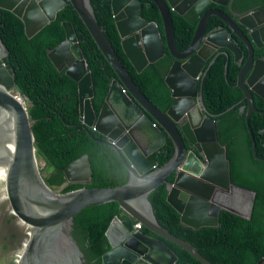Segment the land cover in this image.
<instances>
[{
  "label": "water",
  "instance_id": "obj_1",
  "mask_svg": "<svg viewBox=\"0 0 264 264\" xmlns=\"http://www.w3.org/2000/svg\"><path fill=\"white\" fill-rule=\"evenodd\" d=\"M152 1L161 17L164 42L157 24L139 16V0H110V4L122 51L137 72L161 58L165 48L173 57L164 78L173 100L165 111L133 82L98 25L89 0H0L1 9L21 19L28 38L53 21L67 2L71 4L116 74L97 115L90 102L91 76L71 22L62 23L65 38L48 50L47 56L58 71L64 69L76 81L79 116L84 126L95 127L104 137L100 141L117 152L129 173L122 185L86 187L92 172L83 155L71 161L63 174L65 183L84 186L56 193L39 172L32 121L25 106L0 89V264L24 226L29 229V237L17 264H84L83 253L71 233L73 218L85 207L111 201L118 202L125 217H114L105 231L110 249L101 256L102 264L175 262V254L163 242L133 227L136 222L179 245L202 264H213L192 244L157 222L148 197L160 184H165L166 200L179 213L180 222L191 228L216 226L220 210L250 218L255 193L230 181L226 149L219 143L214 116L204 108L199 76L204 74L208 58L220 49L242 63L236 85L247 101L241 113L245 111L252 154L256 157L249 118L256 111L253 93L264 100L260 90H264V51L255 56L264 49V5L247 13L228 14L220 7L230 9L229 0ZM211 3L216 6L209 7ZM172 11L194 25L191 42L183 51L175 46ZM212 15L226 28L214 27L206 33ZM232 35L244 44L246 56ZM208 41L213 42V48L204 54ZM6 54L0 38V79L2 72L9 80L6 87L14 88L12 74L2 62ZM165 138L171 140L173 154L159 166L149 155L164 144ZM258 264H264V257Z\"/></svg>",
  "mask_w": 264,
  "mask_h": 264
},
{
  "label": "trees",
  "instance_id": "obj_2",
  "mask_svg": "<svg viewBox=\"0 0 264 264\" xmlns=\"http://www.w3.org/2000/svg\"><path fill=\"white\" fill-rule=\"evenodd\" d=\"M139 1L142 5L139 16L157 24L164 42L162 21L156 5L152 0ZM229 1L230 9L228 6L220 7L228 14L247 13L264 5V0ZM89 3L98 25L133 82L159 109L167 110L173 100L164 81L173 62L167 48L161 58L137 72L122 51L110 0H89ZM215 6L214 3L209 5ZM171 13L175 46L178 51H183L191 42L194 25L178 13ZM68 21L73 26L91 76L93 94L90 102L97 115L116 74L70 3L67 2L56 18L31 38L25 35L23 22L18 16L0 8V38L7 49L2 62L12 74L15 90L22 94L25 101L32 121L35 156L37 162L42 160L44 163L39 172L47 186L52 190L60 188V193L83 187V183H65L63 174V169L71 161L83 155L87 156L92 172L86 187L122 185L129 178L127 168L117 152L100 141L104 139L101 134L84 126L79 116L76 81L66 75L64 69L58 71L47 56L48 50L64 40L62 23ZM214 27L226 28L218 17L212 15L206 33ZM232 39L237 41L246 56L244 44L235 35ZM263 51L258 50L255 56H260ZM241 66L242 63L232 60L231 53L227 56L220 49L208 58L199 84L204 108L214 116L219 143L226 149L230 181L255 193L250 218L220 210L216 226L194 229L182 224L179 213L167 202L165 184L158 185L148 197L159 225L192 244L213 264H258V260L264 257V100L253 93L256 111L250 115L249 126L255 142L254 157L245 111L241 113L247 101L242 89L236 85ZM172 154L173 144L165 138L164 144L149 157L161 166ZM117 216L124 218L125 214L116 201L85 207L74 216L71 233L83 253L84 264H102L101 256L110 249L105 231ZM141 230L159 239L175 254L173 264H202L179 245L145 227Z\"/></svg>",
  "mask_w": 264,
  "mask_h": 264
},
{
  "label": "rangeland",
  "instance_id": "obj_3",
  "mask_svg": "<svg viewBox=\"0 0 264 264\" xmlns=\"http://www.w3.org/2000/svg\"><path fill=\"white\" fill-rule=\"evenodd\" d=\"M9 94H11L12 96H15L16 94H18L16 92V90L14 88L11 89V91L9 92ZM22 104L25 106V102L22 99ZM38 168L43 166V161L39 160L38 162ZM56 193H60V188H57L54 190ZM29 229H27L26 226L23 227V229L21 230V232L19 233V235L17 236V238L15 239L14 243L12 244V246L10 247V249L8 250V252L6 253L2 264H17L22 252H23V248H24V243L27 242L28 237H29Z\"/></svg>",
  "mask_w": 264,
  "mask_h": 264
},
{
  "label": "bare ground",
  "instance_id": "obj_4",
  "mask_svg": "<svg viewBox=\"0 0 264 264\" xmlns=\"http://www.w3.org/2000/svg\"><path fill=\"white\" fill-rule=\"evenodd\" d=\"M212 48H213V42H212V41H208V42L206 43V48L203 49L202 52H203L204 54H209L210 49H212ZM1 75H2V77H1V79H0V89H5V90L9 93V92L11 91V89H12V88H8V87H6V83H8L9 80L7 79V77H6L2 72H1ZM16 92H17V91H16ZM17 93H18V92H17ZM14 97H15V99H17V100L22 101V98L20 97L19 93L16 94ZM23 100H24V99H23ZM24 102H25V101H24ZM26 244H27V242L24 243L25 247H26Z\"/></svg>",
  "mask_w": 264,
  "mask_h": 264
},
{
  "label": "flooded vegetation",
  "instance_id": "obj_5",
  "mask_svg": "<svg viewBox=\"0 0 264 264\" xmlns=\"http://www.w3.org/2000/svg\"><path fill=\"white\" fill-rule=\"evenodd\" d=\"M257 7H258V6H257ZM257 7H256V8H257ZM261 7H263V6H261ZM261 7H259V8H261ZM256 8H255V9H256ZM220 9H221V8H220ZM255 9H254V10H255ZM223 11H224V10H223ZM262 18L264 19V14H263ZM232 60H233V55H232ZM233 61H234V60H233ZM235 62H238V61H235ZM240 69H241V68H240ZM239 72H240V70H239ZM238 74H239V73H238ZM237 77H238V75H237ZM199 78H200V76H199ZM244 80H246V76H244ZM257 88L260 89V86L257 85ZM260 90H261L262 92H264V90H262V89H260ZM155 126H156V125H155ZM136 138H137V140L140 142L141 138H140L138 135L136 136Z\"/></svg>",
  "mask_w": 264,
  "mask_h": 264
},
{
  "label": "built area",
  "instance_id": "obj_6",
  "mask_svg": "<svg viewBox=\"0 0 264 264\" xmlns=\"http://www.w3.org/2000/svg\"><path fill=\"white\" fill-rule=\"evenodd\" d=\"M90 128H91L92 130H96L94 126H91ZM112 143H114V142H112ZM133 227L136 228L137 230H140V229H141V225H140V223H138V222L134 223V224H133Z\"/></svg>",
  "mask_w": 264,
  "mask_h": 264
},
{
  "label": "clouds",
  "instance_id": "obj_7",
  "mask_svg": "<svg viewBox=\"0 0 264 264\" xmlns=\"http://www.w3.org/2000/svg\"><path fill=\"white\" fill-rule=\"evenodd\" d=\"M141 230V229H140Z\"/></svg>",
  "mask_w": 264,
  "mask_h": 264
}]
</instances>
